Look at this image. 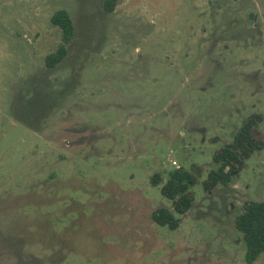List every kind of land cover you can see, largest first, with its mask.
I'll list each match as a JSON object with an SVG mask.
<instances>
[{
    "label": "rangeland",
    "instance_id": "rangeland-1",
    "mask_svg": "<svg viewBox=\"0 0 264 264\" xmlns=\"http://www.w3.org/2000/svg\"><path fill=\"white\" fill-rule=\"evenodd\" d=\"M0 0V264L247 263L236 218L264 200V147L203 186L252 114L264 141V0ZM68 10L75 37L46 56ZM198 178L177 229L151 183Z\"/></svg>",
    "mask_w": 264,
    "mask_h": 264
},
{
    "label": "trees",
    "instance_id": "trees-1",
    "mask_svg": "<svg viewBox=\"0 0 264 264\" xmlns=\"http://www.w3.org/2000/svg\"><path fill=\"white\" fill-rule=\"evenodd\" d=\"M119 0H105L104 9L113 12ZM51 21L62 31V40L56 50L45 58L48 68L63 61L69 52V44L75 37L76 24L71 13L66 9L56 10ZM262 120L260 114L250 115L238 129L233 139L225 143L214 155L218 166L209 171L203 186L211 190L216 186L228 185L236 172L243 169L247 159L264 147V141L256 136L255 128ZM198 182L197 176L187 168L171 169L167 176L156 172L151 177V183L160 187L163 196L174 200V208L159 206L153 212V219L162 226L177 229L181 224V216L193 206V186ZM236 227L243 234L246 243V261L255 262L264 253V200H249L244 210L236 218Z\"/></svg>",
    "mask_w": 264,
    "mask_h": 264
}]
</instances>
